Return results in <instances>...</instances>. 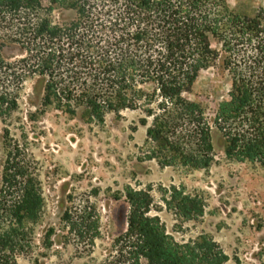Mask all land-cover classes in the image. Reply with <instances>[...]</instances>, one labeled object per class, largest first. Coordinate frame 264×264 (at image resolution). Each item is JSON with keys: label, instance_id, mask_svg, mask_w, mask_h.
I'll list each match as a JSON object with an SVG mask.
<instances>
[{"label": "trees", "instance_id": "16d2710c", "mask_svg": "<svg viewBox=\"0 0 264 264\" xmlns=\"http://www.w3.org/2000/svg\"><path fill=\"white\" fill-rule=\"evenodd\" d=\"M56 6L75 16H52ZM20 53L11 58L9 49ZM219 65L231 78L229 97L214 109L185 96L201 71ZM29 78L42 84L44 110L71 116L80 108L103 123L109 112L140 110L148 157L163 166L208 168L214 133L231 160L264 167V9L250 16L226 0H0V116L15 112ZM8 132V131H7ZM7 138V137H6ZM0 189V264H18L31 249L27 219L44 205L36 163L18 142L8 141ZM184 220L204 205L172 187ZM127 230L106 264H225L228 256L209 237L179 243L152 197L127 193ZM170 204V203H169Z\"/></svg>", "mask_w": 264, "mask_h": 264}, {"label": "rangeland", "instance_id": "374dc122", "mask_svg": "<svg viewBox=\"0 0 264 264\" xmlns=\"http://www.w3.org/2000/svg\"><path fill=\"white\" fill-rule=\"evenodd\" d=\"M42 1L50 6V0ZM226 1L245 15L264 9V0ZM74 16L56 6L52 18L64 22ZM19 53L9 49L6 56ZM230 90V76L216 65L201 71L185 96L214 109ZM42 97V84L29 78L18 109L0 116V189L10 140L24 145L35 161L44 197L38 219L25 221L31 249L18 264H106L127 230L131 189L150 193V215L160 217L175 241L209 237L228 256L225 264H264V167L227 158L220 133H214L210 167L163 166L148 157L154 144L142 111L109 112L99 123L85 117L83 108L75 116L44 110ZM172 187L197 197L203 215L182 219Z\"/></svg>", "mask_w": 264, "mask_h": 264}]
</instances>
